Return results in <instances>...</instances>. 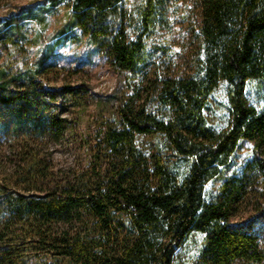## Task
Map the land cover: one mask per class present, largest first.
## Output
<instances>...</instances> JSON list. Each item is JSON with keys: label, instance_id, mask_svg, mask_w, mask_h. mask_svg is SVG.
I'll use <instances>...</instances> for the list:
<instances>
[{"label": "trees", "instance_id": "1", "mask_svg": "<svg viewBox=\"0 0 264 264\" xmlns=\"http://www.w3.org/2000/svg\"><path fill=\"white\" fill-rule=\"evenodd\" d=\"M68 3L60 30L79 29L109 57L114 94L122 86L123 95L95 135L92 167L76 180L57 179L51 157L29 141L0 151V264L42 256L55 264H264V157L237 166L245 142L264 149V0H203L192 71L151 77L149 39L167 21L169 0ZM26 16L0 27V43L27 42ZM47 58L12 74L0 69L4 127L12 110L18 130L28 118L41 129L33 77ZM10 78L27 86L11 99ZM253 197L257 221L234 222Z\"/></svg>", "mask_w": 264, "mask_h": 264}, {"label": "rangeland", "instance_id": "2", "mask_svg": "<svg viewBox=\"0 0 264 264\" xmlns=\"http://www.w3.org/2000/svg\"><path fill=\"white\" fill-rule=\"evenodd\" d=\"M69 1L63 0L53 8L51 0H0V27H9V19L25 13L28 39L17 44L0 43V69L12 74L17 69L35 64L41 53L48 55L44 69L33 77L38 106L37 110L32 108L31 111H35L42 120L41 129L35 131L33 120L28 118L18 130L17 117L9 110L10 123L4 127L0 122V151L9 148L11 143L17 146L29 141L37 145L42 154L51 157L56 178L60 181L76 180L82 170L92 167V155L97 147L95 135L105 120L113 119L118 106L116 102L123 95L122 86L119 93L114 94L117 75L109 57L102 50L93 49L86 37L80 36L79 29L60 30L67 16ZM125 1L129 7L140 2ZM202 3L203 0H169L165 11L167 21H162L157 33L149 39L152 70L147 77L184 75L192 71L199 53L197 35ZM83 84H88L90 88L86 89ZM142 85L143 88L149 87V82L145 81ZM26 87L23 85L22 89L18 79L10 78L4 95L11 99ZM141 94H144L143 90ZM219 96L222 97L221 94ZM10 105L11 108L16 107V101L11 100ZM213 119L218 121L219 114L213 115ZM252 157H264V149L255 147L253 142H245L237 156V166ZM257 187L261 192L258 194L263 196L262 183ZM254 199H247L233 213L234 222L257 221ZM195 244L191 243L190 250L184 253L185 257H190L195 251ZM28 264L55 262L50 256H42L39 260L30 259Z\"/></svg>", "mask_w": 264, "mask_h": 264}]
</instances>
